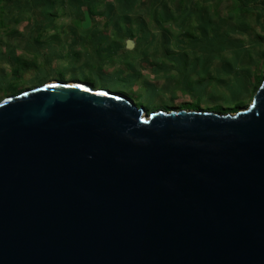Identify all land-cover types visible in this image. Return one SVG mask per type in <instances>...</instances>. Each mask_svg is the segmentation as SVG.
<instances>
[{
    "label": "water",
    "instance_id": "95a60500",
    "mask_svg": "<svg viewBox=\"0 0 264 264\" xmlns=\"http://www.w3.org/2000/svg\"><path fill=\"white\" fill-rule=\"evenodd\" d=\"M0 264H264V70L232 114L73 82L0 101Z\"/></svg>",
    "mask_w": 264,
    "mask_h": 264
},
{
    "label": "rangeland",
    "instance_id": "374dc122",
    "mask_svg": "<svg viewBox=\"0 0 264 264\" xmlns=\"http://www.w3.org/2000/svg\"><path fill=\"white\" fill-rule=\"evenodd\" d=\"M261 1L264 3V0H207L201 3L196 0L181 6L170 4L164 8L144 9L145 24L150 30L156 31L154 27L163 29L180 42L176 43L173 55L186 54L185 57H153L157 66L153 63L143 65L142 78L154 83L156 89L140 82L135 84V77L114 73L115 67L108 66L105 70L99 68L94 59L86 62L81 53L74 54V41L71 42L70 37L74 38V4L77 3L65 0L63 7H54L48 15L63 17V22L54 25L55 30H49L52 24H41L35 34H23L28 31L25 22L18 26L23 31V41L5 38L0 41V53L4 56L0 59V87L10 80V71L17 62L15 58L30 63L12 78L23 92L48 82H73L123 96L146 113L184 106H198L199 110L230 108L237 103H241L239 110H243L251 104L258 86L256 77L263 72L260 51L264 49V14L255 9V4ZM152 10L158 15L173 14L174 18L154 25L148 15ZM42 11L41 8L32 13L22 10L20 19L40 17ZM30 39L33 40L30 42ZM136 41L125 39V43H133L134 47ZM216 43H221L218 50L212 47ZM183 44H187V48L180 46ZM244 49L249 52V58ZM100 51L96 52L97 55L101 54ZM91 55L96 56L95 53ZM173 60L179 64L184 60L187 80L182 87L177 84L179 71ZM156 67L160 70L158 77L153 75ZM9 96L8 92H0V101Z\"/></svg>",
    "mask_w": 264,
    "mask_h": 264
},
{
    "label": "crops",
    "instance_id": "0c3cea01",
    "mask_svg": "<svg viewBox=\"0 0 264 264\" xmlns=\"http://www.w3.org/2000/svg\"><path fill=\"white\" fill-rule=\"evenodd\" d=\"M64 1L60 0L58 3L56 2L55 7H63L65 5ZM192 1L196 0H74L77 3L74 4V10L76 11L74 14V38L71 39L70 37L71 42L74 41V54L81 53L85 57L86 62L89 60L91 62L94 59L96 65L105 70L108 66L115 67L114 73L121 72L125 76L135 77V84L140 82L158 89L154 83L142 78L143 65L148 64L151 66L152 63L156 64V61L152 59L153 57H184L186 54L183 52L177 56L173 55L176 43L180 42L176 38L172 39L170 34L163 29L159 30L153 26V29L156 31L150 30L145 24L144 9L164 8L170 4L172 6H181L189 4L188 2ZM197 1L201 3L207 0ZM4 5L13 7L14 0H0V7ZM151 12L148 15L151 16V22L154 25L163 20L165 22L172 20L167 19V16H164V14L158 15L156 12L153 13V10ZM54 17L47 15L34 16V18L31 16L21 17L22 19H18L19 21L12 28V32L10 31L11 33L7 31L6 34L3 30H0V41H3L4 38L5 40L13 41L18 37V40L21 39L23 41L24 38L21 35L23 31L18 29L20 23L25 24L26 22L28 24V27H26L28 31H25L23 34L27 32L29 35L35 34L40 27L38 25L41 24H52V27L48 28L49 30H55L54 25L63 22L61 21L63 17ZM85 17H88L89 24L83 27ZM158 17H161V19ZM3 18L6 23H10V21H14L15 19L13 14L11 18ZM125 39H136L135 47L132 45L133 43H125ZM164 39L166 40L165 43ZM32 40L30 39L29 41L31 42ZM180 46L187 48L184 44ZM122 47L125 49L121 50ZM98 50H101V54L99 55L96 53ZM92 53H95L96 56L92 57ZM183 61L179 64L178 61L173 60V63H175L174 65H176L177 69L180 67L183 69ZM159 74L160 70L158 68L153 71L154 76L158 77Z\"/></svg>",
    "mask_w": 264,
    "mask_h": 264
},
{
    "label": "trees",
    "instance_id": "16d2710c",
    "mask_svg": "<svg viewBox=\"0 0 264 264\" xmlns=\"http://www.w3.org/2000/svg\"><path fill=\"white\" fill-rule=\"evenodd\" d=\"M59 1L60 0H14L13 7H10V5H4V6L0 7V30H3L4 33H6V34H7V31L12 32V28H14V26L17 25V23L19 21L18 19H20L19 13L22 10H24V11L27 10L28 12L30 11L32 13L35 9L41 8L43 11L40 13H43L44 15H46V13H47V16L51 15V14H49L50 11L55 7L56 2L58 3ZM4 3H6V1H4ZM255 6H256L255 9L262 11L264 14V3H262V1L258 4H255ZM175 12L178 13L179 10L175 9ZM200 13H201V11H200ZM12 14L15 17L14 21H10V23H6L5 19L3 17H5V18L10 17L11 18ZM43 14H40V15H43ZM166 14H167V12L164 14V16ZM198 15L200 17L201 14H198ZM186 16H189V15H186ZM199 17H198V19L200 20ZM171 18H174V16H173V14L169 13V16L167 15V19H171ZM18 38L16 40H18ZM215 40L217 41V39H215ZM165 42H166V40L164 39V43ZM220 44L221 43H219V45H218L216 43V45L215 46L213 45L212 47H214V48H216V50H218V49H220L219 48ZM185 46H187V44ZM260 52H261L260 56H261V59L263 61V70H264V49L261 50ZM245 54L249 58V52L247 50H245ZM4 55H9V54L5 53ZM3 58H4V56L0 53V59H3ZM248 58L246 60H248ZM14 60H16L17 62H15V67H13V69H11V71H10V72H12L13 77L11 76L10 80L7 81L8 83L5 84L4 86L0 87V92H2V91L4 93L8 92L11 95H16L18 93L23 92L22 87L15 81V79H12V78H14L15 75H19V73L25 67L30 66V63L28 61L15 59V58H14ZM238 62H240V61H238ZM178 71H179V78H180L179 80L181 81V83L179 81V83H177V84L178 85L181 84L179 86L182 87V84L186 83L187 78L185 77L184 70L181 69V67L178 69ZM262 74H263V72H261V74L256 77V82L258 85L257 89H258V87L262 81ZM240 108H241V103H237V104H234L233 107H230V108L214 107L212 109H206V110L212 111V112H217L220 114H232V113L237 112ZM179 109L199 110V107L198 106H194V107L184 106V107L179 108ZM165 111H168V109H165Z\"/></svg>",
    "mask_w": 264,
    "mask_h": 264
}]
</instances>
